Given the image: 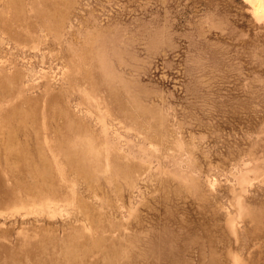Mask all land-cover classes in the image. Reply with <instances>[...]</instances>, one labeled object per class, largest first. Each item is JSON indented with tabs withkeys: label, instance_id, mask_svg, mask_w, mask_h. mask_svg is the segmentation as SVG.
I'll use <instances>...</instances> for the list:
<instances>
[{
	"label": "rangeland",
	"instance_id": "374dc122",
	"mask_svg": "<svg viewBox=\"0 0 264 264\" xmlns=\"http://www.w3.org/2000/svg\"><path fill=\"white\" fill-rule=\"evenodd\" d=\"M0 264H264V0H0Z\"/></svg>",
	"mask_w": 264,
	"mask_h": 264
}]
</instances>
